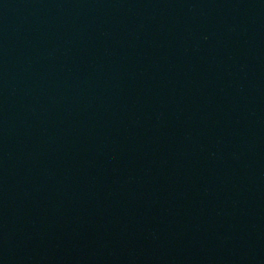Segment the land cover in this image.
Masks as SVG:
<instances>
[{
    "label": "water",
    "instance_id": "95a60500",
    "mask_svg": "<svg viewBox=\"0 0 264 264\" xmlns=\"http://www.w3.org/2000/svg\"><path fill=\"white\" fill-rule=\"evenodd\" d=\"M0 264H264V0H0Z\"/></svg>",
    "mask_w": 264,
    "mask_h": 264
}]
</instances>
